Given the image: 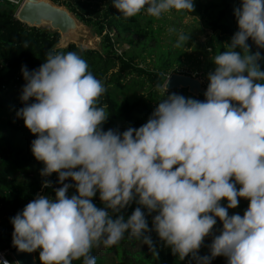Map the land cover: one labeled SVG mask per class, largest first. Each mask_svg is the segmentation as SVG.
Listing matches in <instances>:
<instances>
[{"label":"clouds","instance_id":"clouds-1","mask_svg":"<svg viewBox=\"0 0 264 264\" xmlns=\"http://www.w3.org/2000/svg\"><path fill=\"white\" fill-rule=\"evenodd\" d=\"M27 2L36 7L43 0ZM112 6L125 20L142 12L160 19L173 10L195 11L194 0H112ZM234 15L238 31L227 50L212 57L205 99L169 94L168 84L148 121L123 132L104 131L106 106L97 105L106 88L79 54L57 51L63 42L48 50L38 69L22 66L25 106L17 118L37 137L31 151L45 165L41 176L57 173L62 187L54 189L55 198L38 194L10 218L13 247L40 250L42 264L81 258L96 264L94 246L111 248L127 234L159 257L154 231L180 261L191 255L189 264H212L221 256L227 264H264V71L258 64L264 57L247 43L251 38L264 49V0H241ZM189 39L181 33L174 46ZM69 179L75 183H65ZM49 187L45 180L42 188ZM72 188L78 195L69 197ZM97 193L102 207L94 203ZM240 198L249 207L243 216H230ZM210 235V254L200 256Z\"/></svg>","mask_w":264,"mask_h":264},{"label":"trees","instance_id":"trees-1","mask_svg":"<svg viewBox=\"0 0 264 264\" xmlns=\"http://www.w3.org/2000/svg\"><path fill=\"white\" fill-rule=\"evenodd\" d=\"M51 1L67 8L77 20L92 28L102 38L100 50H88L71 44L68 48H58L57 51L79 54L86 60L88 71L106 88L97 105L106 106L108 119L102 125L104 131L119 130L120 124L125 128L144 125L153 112V104L162 102L167 97V94L160 96V92L177 62L174 54L162 51V46L152 48L149 45L151 40L157 39L156 31L148 25L151 24L147 20L149 15L142 12L125 20L119 17L121 13L112 6V0ZM240 2L241 0H194L195 11H183L189 17L202 20L205 28L213 33V36L199 46L204 56L208 57L210 51L217 53L219 48L220 52L226 51L223 42L231 43L238 31L234 9ZM13 13L15 11L7 14L0 10V252H14L17 249L12 245L14 227L10 218L22 211L38 194L55 198L54 189L62 187L58 183L57 173H53L49 180L52 187L42 188L44 180L41 170L45 165L37 161L31 151V142L37 137L14 117V113L25 106L20 98L26 83L21 72L22 66L27 65L29 71L38 69L45 62L48 50L60 43L61 37L59 33L49 29L29 27L19 22ZM25 42L28 43V48H24ZM247 43L251 53L260 51L264 57V49H258L251 38ZM124 45H128L130 50L119 54L116 47ZM153 53L157 56L153 68L141 67V64L148 63V58ZM178 62L181 63L180 60ZM258 64L261 71H264V59L258 61ZM171 93L185 97L190 95L200 101L205 99L204 95L195 97L184 89L169 92ZM33 102L34 98L29 101ZM65 183L75 182L69 179ZM239 187L237 185L238 189ZM73 194L78 195L75 188L68 193L69 197ZM94 203L98 207L103 206L99 193L94 198ZM249 204V200H244L240 207L245 211ZM135 207L137 205L133 203L123 213L125 218L132 214ZM146 219L151 228L152 216H146ZM150 235L159 257L152 253L136 254L132 256V262L125 263L120 254L115 259L97 256L95 247L91 249L90 255L96 258V264H185L190 260L191 255L186 257L188 260L180 261L178 256H174L164 246L154 231ZM201 249L210 254L205 241ZM201 253L202 250H199L200 256ZM212 263L227 264V259L217 257ZM73 264H83V258L73 261Z\"/></svg>","mask_w":264,"mask_h":264},{"label":"rangeland","instance_id":"rangeland-1","mask_svg":"<svg viewBox=\"0 0 264 264\" xmlns=\"http://www.w3.org/2000/svg\"><path fill=\"white\" fill-rule=\"evenodd\" d=\"M67 2H72V0H65ZM61 4V2H59ZM64 7V6H61ZM0 10L10 14L11 11H15L14 17L16 15L17 9H12L9 6L6 7H0ZM147 20L151 21V24L149 23V27L151 26L155 31L157 35V39H153L149 42V45L154 48L157 45L162 46V51L165 52H171V54H174L176 56L177 62L174 64L172 71L169 73L168 77H170L172 74H180L185 76H191L193 78H196L201 81L202 88L206 92L207 86L209 84V81L207 79V75L210 71H213L215 69V65L212 62V57L217 55L221 49H217V53H214L213 51L209 52L208 57L203 55L202 49L199 47L200 44H203L207 41V39L211 36H213V33L205 28L204 22L200 19H195L192 17L187 16L183 11L176 12L173 10L170 13L164 14L160 19H156L154 17L149 16ZM78 23L80 26H82L86 32V35L91 39V43L87 44L89 48H92L94 50H100L101 48V42L102 38L98 37L92 28H89L88 26L84 25L82 22L78 20ZM42 29H49L48 26H43ZM170 29H174V31H170ZM52 31V30H51ZM183 33L185 36L190 37L189 40H186L183 45L180 48H176L174 45L176 44L178 40V36ZM61 43V40H60ZM223 45L225 49L227 50V45H230L228 41H224ZM82 47V46H79ZM118 49V53H122L123 51L130 50V47L128 45H124L119 48V46L116 47ZM136 49V48H135ZM140 51V49H138ZM238 51V50H237ZM147 53H145L146 55ZM157 56L155 53H153L152 57L148 58L147 64H141V67L143 68H153V63L155 62ZM180 60L181 63L178 61ZM167 94V91L164 89V86L160 92V96H165ZM189 94V92H188ZM187 97H191L190 95H186ZM197 97V96H195ZM193 98V97H192ZM162 99V97H161ZM166 99V98H165ZM158 106V103H154L153 107L154 109ZM15 107V105H13ZM153 109V111H154ZM14 117L22 122L24 125L23 119L17 118V112L14 113ZM128 128H125L124 125H119V131L123 132L127 130ZM58 177V174L56 175ZM43 180H50V177H43ZM43 195V194H40ZM243 198H240L239 205L236 209H228L229 215H233L235 213H239L241 216H243L244 211L241 209L240 204L244 202ZM222 206H226L227 201L224 200L221 202ZM222 228V222L219 221L217 218V225L214 226V233L219 234V230ZM152 238V237H151ZM213 237L210 235L209 237L205 238V242L208 245L211 244ZM153 242L154 239L152 238ZM95 247V254L100 257H107L109 259H115L118 254L121 256L123 255L124 259L123 261L125 263L132 262L133 261V255L136 254H150L149 248L147 245H144L141 243V241L137 239H127L124 238L122 241L111 248H105L102 244L98 247ZM208 248V247H207ZM202 250L203 253H201L202 256L208 255L205 250ZM39 253L40 250H37L35 252V257L38 264H42V262L39 259ZM0 258L3 259L4 255ZM7 258L9 261L13 264H16L12 258V251L9 250V256L7 255ZM185 260H188L185 258ZM191 260V257H190ZM189 261H187L185 264H189ZM195 261H191V264ZM215 262V261H214ZM118 264V263H117ZM214 264V263H212Z\"/></svg>","mask_w":264,"mask_h":264},{"label":"water","instance_id":"water-1","mask_svg":"<svg viewBox=\"0 0 264 264\" xmlns=\"http://www.w3.org/2000/svg\"><path fill=\"white\" fill-rule=\"evenodd\" d=\"M16 19L32 28L50 27L53 32L60 34L61 41H66L62 48H68L71 44H75L84 49L94 50L88 47L87 44L91 43V39L86 35L84 28L79 25L73 14L67 8L58 6L51 0H43L36 7L29 5L26 1L18 11ZM168 84V92L184 89L197 97L205 93L201 81L191 76L172 74L165 82V90ZM12 257L16 264H38L35 252L21 253L16 249L12 252Z\"/></svg>","mask_w":264,"mask_h":264},{"label":"built area","instance_id":"built-area-1","mask_svg":"<svg viewBox=\"0 0 264 264\" xmlns=\"http://www.w3.org/2000/svg\"><path fill=\"white\" fill-rule=\"evenodd\" d=\"M26 1L27 0H0V6H4V7L9 6L12 9H17V12H16V15H17L18 11L22 8V6L24 5V3ZM16 15H15V17H16ZM3 253H4L3 259H7L9 261V259L7 258V255L9 256V250L4 251ZM10 264H13V263L10 262Z\"/></svg>","mask_w":264,"mask_h":264},{"label":"bare ground","instance_id":"bare-ground-1","mask_svg":"<svg viewBox=\"0 0 264 264\" xmlns=\"http://www.w3.org/2000/svg\"><path fill=\"white\" fill-rule=\"evenodd\" d=\"M61 42H63V44H66V41H65V40H63V41H61ZM0 255L3 256L4 253H3V252H0Z\"/></svg>","mask_w":264,"mask_h":264}]
</instances>
